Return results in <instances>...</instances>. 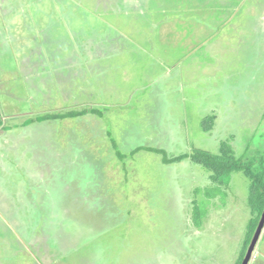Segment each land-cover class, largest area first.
Instances as JSON below:
<instances>
[{
	"label": "rangeland",
	"instance_id": "rangeland-1",
	"mask_svg": "<svg viewBox=\"0 0 264 264\" xmlns=\"http://www.w3.org/2000/svg\"><path fill=\"white\" fill-rule=\"evenodd\" d=\"M0 114V264H237L246 176L199 231L210 174L132 155L264 152V0H0Z\"/></svg>",
	"mask_w": 264,
	"mask_h": 264
},
{
	"label": "trees",
	"instance_id": "trees-1",
	"mask_svg": "<svg viewBox=\"0 0 264 264\" xmlns=\"http://www.w3.org/2000/svg\"><path fill=\"white\" fill-rule=\"evenodd\" d=\"M97 114H100L97 110H83L63 115L47 116L43 118V121H65L68 119L83 118ZM216 119V117H210L204 122V129L206 132L212 131L216 123ZM43 121L40 119L32 120L26 123L24 127L27 128L33 124ZM2 123L3 120L0 114V124ZM144 150L159 155H165L164 164L166 166L191 161L193 164L204 168L210 174V181L212 185L206 189H198L195 192V201L192 204V227L195 230L200 231L205 227V223L212 212V207H218L219 202L222 203L223 208L226 207L227 199L230 194L229 186L233 175L242 173L246 176L251 183L249 196L247 198L251 218L249 220V229L244 244L245 247L243 248L241 258L237 262V264H244L264 213V152L254 158L253 161L245 162L244 160L236 157V153L231 143L225 142L221 146L220 154H212L210 152L197 149L191 154L170 159L167 154L161 150L140 148L133 152L132 157ZM119 155L121 157L120 159L124 161L125 156L121 153H119ZM262 248L264 249V247ZM256 249L254 252H256ZM260 252L263 251L260 250ZM261 257L259 259H261Z\"/></svg>",
	"mask_w": 264,
	"mask_h": 264
},
{
	"label": "water",
	"instance_id": "water-1",
	"mask_svg": "<svg viewBox=\"0 0 264 264\" xmlns=\"http://www.w3.org/2000/svg\"><path fill=\"white\" fill-rule=\"evenodd\" d=\"M263 231H264V213H263L259 228H258L256 235L254 237V240L252 242V245L248 251V255L246 257V260L244 261V264H249L251 262L252 255H253V253H254V251H255V249H256L259 241H260V238L263 234Z\"/></svg>",
	"mask_w": 264,
	"mask_h": 264
}]
</instances>
